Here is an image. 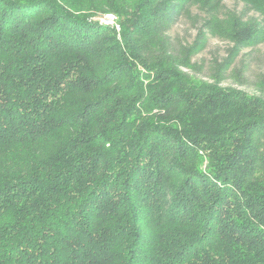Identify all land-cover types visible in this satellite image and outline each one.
Listing matches in <instances>:
<instances>
[{"label":"trees","instance_id":"obj_1","mask_svg":"<svg viewBox=\"0 0 264 264\" xmlns=\"http://www.w3.org/2000/svg\"><path fill=\"white\" fill-rule=\"evenodd\" d=\"M238 1L0 0V264H264V96L166 32L264 43Z\"/></svg>","mask_w":264,"mask_h":264},{"label":"rangeland","instance_id":"obj_2","mask_svg":"<svg viewBox=\"0 0 264 264\" xmlns=\"http://www.w3.org/2000/svg\"><path fill=\"white\" fill-rule=\"evenodd\" d=\"M221 3L222 13L229 10L243 19L258 17L241 1L221 0ZM205 17L206 13L198 6H191L189 13L176 17L166 31L174 49L189 47L197 40L200 41L199 49L191 58L192 68L187 70L188 73L207 81L217 78L224 86L264 96V43L240 48L231 55L233 43L210 34L203 27ZM201 29L202 35L199 34Z\"/></svg>","mask_w":264,"mask_h":264},{"label":"built area","instance_id":"obj_3","mask_svg":"<svg viewBox=\"0 0 264 264\" xmlns=\"http://www.w3.org/2000/svg\"><path fill=\"white\" fill-rule=\"evenodd\" d=\"M100 24L113 28L116 32L120 31L118 16L113 12H104L95 17Z\"/></svg>","mask_w":264,"mask_h":264}]
</instances>
